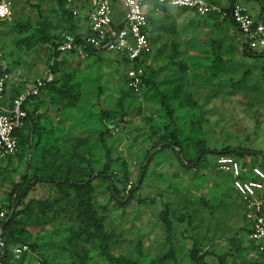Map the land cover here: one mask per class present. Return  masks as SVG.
I'll list each match as a JSON object with an SVG mask.
<instances>
[{"label": "rangeland", "instance_id": "obj_1", "mask_svg": "<svg viewBox=\"0 0 264 264\" xmlns=\"http://www.w3.org/2000/svg\"><path fill=\"white\" fill-rule=\"evenodd\" d=\"M245 3L254 18L260 6L264 10V0ZM215 6L203 17L170 6L150 11L153 53L140 65L141 89L133 91L127 65L114 53L54 55L69 31L55 0H12L11 20L0 23V53L28 77L24 90L50 72L53 80L39 96L31 141L0 166V205L14 215L2 237L0 264H72L75 250L85 264H106L97 253V221L91 217L102 223L115 258L138 264H264L241 239L243 206L230 177L215 166L219 154H207L196 168L181 165L170 149L153 154L174 133L187 161L203 145L218 153H255L237 158L246 168L263 164L264 59L244 55L225 13L228 0ZM74 24L77 33L88 28L81 20ZM105 164L119 194L97 177L90 213L74 190L63 194L46 184L33 186L20 206H12L23 174L30 183L54 174L78 179ZM15 245L29 250L16 258Z\"/></svg>", "mask_w": 264, "mask_h": 264}, {"label": "built area", "instance_id": "obj_2", "mask_svg": "<svg viewBox=\"0 0 264 264\" xmlns=\"http://www.w3.org/2000/svg\"><path fill=\"white\" fill-rule=\"evenodd\" d=\"M57 1L62 2L74 18L86 22L88 28L79 37L63 33L54 52L84 56L90 49L98 53H114L127 65L126 83L133 91L141 89L140 65L153 53L148 19L150 11L159 6L185 9L198 16L214 11L205 0ZM12 14V0H0V23L10 21ZM228 16L246 48L264 59V22L252 17L238 2H234ZM52 80L51 72L42 79H35L31 88L7 104V63L0 53V165L19 152L15 132L25 125L27 112L23 106L28 99L39 96ZM215 166L219 172L230 177L232 189L241 200L248 229L244 239L251 243L258 256L264 257V168H246L236 158L227 155H218ZM10 213L0 208V251L3 249V228ZM26 252L27 245H17L13 249L16 258Z\"/></svg>", "mask_w": 264, "mask_h": 264}, {"label": "trees", "instance_id": "obj_3", "mask_svg": "<svg viewBox=\"0 0 264 264\" xmlns=\"http://www.w3.org/2000/svg\"><path fill=\"white\" fill-rule=\"evenodd\" d=\"M58 4V8H59V12L60 14L62 15L64 21L66 22L67 24V29L69 30L68 33L74 35V36H78L82 33V32H76L75 30V24L74 22H76L78 19L74 18L71 14V12L69 10H67L65 8V5L60 2V1H57L55 0ZM233 4H234V0H230L229 2V6L227 9H225V13L226 15L230 13V10L231 8L233 7ZM161 7H164V6H161ZM182 10H185V9H182ZM188 11V10H186ZM229 17V16H227ZM149 19V23H150V18L148 17ZM230 21V19H228ZM232 23V22H231ZM77 29V28H76ZM242 40V39H241ZM242 45L243 47H245V50H244V55L246 56H252V57H262L261 55L257 54V53H253L251 51H249L246 46L244 45V43L242 42ZM91 53H98L94 50H90V49H87V54H91ZM56 52H54V55L56 56ZM149 83H151V81H149ZM50 86V84H47L43 90H46L48 89ZM68 105L67 106H70L72 103H70V101L67 103ZM24 108V106H23ZM167 115L170 116L171 115V110H168L167 112ZM33 123H32V119H30V116H28L27 114V118H26V121H25V125L23 128L17 130L15 132V137L17 139V142H18V148H20L19 146L21 144H29V142L31 141L32 139V131H33ZM105 126H106V130H108L110 128V125L106 124L105 123ZM182 140L177 138L176 135L174 133H170V141L169 143L167 144H164V145H161V146H158V147H155L154 148V155L156 152L158 151H161L162 149H170L172 151V153L174 154V156L176 157L177 161L181 164V165H185V166H188V167H192V168H196L197 166H200V164L204 163L206 161V156L207 154L209 153H217L219 155H227V156H231V157H234V158H238L239 156H242L244 157V155H251V154H255V153H249L247 151H242V152H239V151H236V150H223V151H220L219 153L217 151H210V150H207L203 147V145L200 146L199 150H198V153L195 157V160L193 161H187V158H186V150H183L182 148ZM153 155V156H154ZM218 155H216L217 157ZM148 164H149V161L148 163H146V165H144L142 167V171H141V174L140 176L141 177H144L145 175V172L147 170V167H148ZM261 168H264V160H263V164L260 166ZM126 174H124L123 178H126ZM97 177H100L102 178L103 180L106 181L107 183V186L108 188L112 191V193H114L116 196H118V191L115 189L114 185H113V180H114V174L109 172V167L107 164L104 165L103 169L97 173L93 172V171H90L88 173H85L84 175H82L80 178L78 179H73L71 176L69 175H65V174H62V175H59V174H54L52 177H35V179L33 180V182H29L28 180V177L26 174H23L22 177H21V181L16 185L15 187V191H14V196H13V199H12V206L15 207V205L17 204V207L20 206L23 202V200L25 199V197L27 196L28 192L32 189L33 186L37 185V184H46V185H50L54 188H58L61 190V192L63 194H66L67 191L69 190H74L76 196H77V199H79L82 204L84 205L83 209H84V212L86 210L87 213H90V210H89V201H90V195L93 191V186H92V182L97 178ZM229 177V176H228ZM135 187H133L131 190H130V193L132 194L133 191H135ZM67 196V195H65ZM128 198H131L128 197ZM123 199V197H122ZM121 199V200H122ZM124 200H127V197L125 198L124 197ZM81 206V204H79ZM9 213L10 211L7 210ZM14 217L13 213L10 217V219L7 221V223L4 225V228H3V235L5 234V232H7V230H9V228L11 227V222H12V218ZM161 218L169 223L170 220L168 219L167 215H166V211H163L161 213ZM96 220L97 223H95L97 226H96V230L97 232L93 235L94 238H96L98 240V244H97V253L101 256L102 259H104L105 263L106 264H138L137 262L135 261H130L128 259H124V258H115L114 256H112L109 252H108V248H107V237L103 231V228H102V223L100 222V220L94 218V217H91V221L92 220ZM10 234H8L9 236L12 237L11 235V231H9ZM245 232V233H244ZM248 233V229L247 227L245 226L244 227V231H243V235L241 234V239L245 237V234ZM13 241L16 243L18 242L19 240L17 239H14L13 238ZM17 246V245H15ZM28 247V246H27ZM30 248L34 249L33 246H31ZM28 250H29V247H28ZM238 250V249H237ZM71 259L73 260L72 264H85L86 262V258L85 257H82L79 255V253L75 250L73 252V254H71ZM195 260L198 261V262H202V257H198L196 254L194 256ZM203 263V262H202Z\"/></svg>", "mask_w": 264, "mask_h": 264}, {"label": "crops", "instance_id": "obj_4", "mask_svg": "<svg viewBox=\"0 0 264 264\" xmlns=\"http://www.w3.org/2000/svg\"><path fill=\"white\" fill-rule=\"evenodd\" d=\"M207 3H209L212 8H214V11H216L218 9L216 5V2L218 0H205ZM246 0H234V2H238L243 9H245L247 12L248 10L246 9L247 6H246V3H245ZM261 1V0H260ZM229 2L230 0H228V6H229ZM165 7V6H164ZM260 16L259 17H256L257 19H260L262 22L263 21V13H264V10H263V6H260ZM213 12V11H212ZM249 13V12H248ZM196 15V14H195ZM228 15V14H227ZM198 16V15H197ZM200 17H203V16H200ZM78 20H81L80 18H76ZM82 21V20H81ZM231 23V21H230ZM232 24V23H231ZM233 25V24H232ZM234 27V25H233ZM235 28V27H234ZM236 30V29H235ZM237 32V31H236ZM241 39V38H240ZM241 43H242V40H240ZM246 56V55H245ZM250 58H255V57H250ZM7 63V61H6ZM264 68V67H263ZM7 74H8V81L10 80V82H8V87L7 89L5 90V100H6V103L8 104L9 102H11L17 95H19L20 93H22L24 90L25 87H27L28 83L27 81L25 80H28V77L27 76H24L21 74L20 70L18 69V67L16 66H13V64L10 62V64L8 65L7 63ZM45 91V90H43ZM18 93V94H17ZM44 92H42L43 94ZM40 94V95H42ZM39 95V96H40ZM39 96L37 97H34V98H30L28 99V101L25 103L24 105V108H25V111L27 112L28 116H30V119H32V123H36L37 121L34 120V115L37 116L39 115ZM33 127V126H32ZM12 159V158H10ZM10 159H7L6 161H9ZM4 163V162H3ZM3 163L0 165L2 166ZM0 208H3L1 205H0ZM5 209V208H3ZM243 227H247V223L245 222V219L243 217ZM243 233V232H242ZM241 233V234H242ZM245 233V232H244ZM240 234V236H241ZM243 235V234H242Z\"/></svg>", "mask_w": 264, "mask_h": 264}, {"label": "water", "instance_id": "obj_5", "mask_svg": "<svg viewBox=\"0 0 264 264\" xmlns=\"http://www.w3.org/2000/svg\"><path fill=\"white\" fill-rule=\"evenodd\" d=\"M11 214H12V211H11V213H10L9 217H8V220L10 219V217H11Z\"/></svg>", "mask_w": 264, "mask_h": 264}]
</instances>
